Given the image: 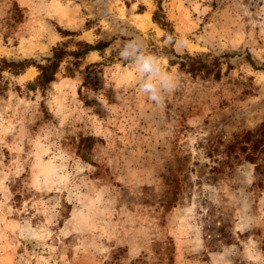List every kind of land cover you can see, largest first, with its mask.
Here are the masks:
<instances>
[{
	"label": "rangeland",
	"instance_id": "1",
	"mask_svg": "<svg viewBox=\"0 0 264 264\" xmlns=\"http://www.w3.org/2000/svg\"><path fill=\"white\" fill-rule=\"evenodd\" d=\"M133 38L172 77L159 103L113 51ZM78 42L105 46L42 92L0 73V264H264V0H0V59Z\"/></svg>",
	"mask_w": 264,
	"mask_h": 264
},
{
	"label": "trees",
	"instance_id": "2",
	"mask_svg": "<svg viewBox=\"0 0 264 264\" xmlns=\"http://www.w3.org/2000/svg\"><path fill=\"white\" fill-rule=\"evenodd\" d=\"M160 11L159 4L157 3V10L152 13L151 20L167 35H171L172 29L170 28V23L165 20ZM77 44L81 47V52H69L60 47H55L51 50V56L45 59V63L43 64H35L32 62V60L26 59L18 61H6L5 59H0V73L6 71L12 76H19L26 68L32 66L36 69L37 74L32 80L25 82L23 84V88L27 92L34 90H39L42 92L46 86L53 81L59 62L62 58L65 56H78L80 54H86L90 51L100 50L105 46H102V44L90 46L81 42H78ZM206 57L207 55L202 54L192 57L188 54L179 56L173 53V59L168 58V64L175 65L178 71H183L191 77H195L197 75H207L214 66L216 67V65H218V60L215 58L213 61H211V63H207L205 60ZM262 69H264V65L262 66ZM218 75L219 72L216 71L213 74V77L217 78ZM246 159L254 164V158H252L250 155L247 156ZM254 168L258 170L257 165H254Z\"/></svg>",
	"mask_w": 264,
	"mask_h": 264
},
{
	"label": "clouds",
	"instance_id": "3",
	"mask_svg": "<svg viewBox=\"0 0 264 264\" xmlns=\"http://www.w3.org/2000/svg\"><path fill=\"white\" fill-rule=\"evenodd\" d=\"M113 51L123 62L136 67L141 76L139 89L150 100L159 103L162 93L173 86L171 75L163 71L156 56L145 51L141 41L135 38L124 41Z\"/></svg>",
	"mask_w": 264,
	"mask_h": 264
}]
</instances>
